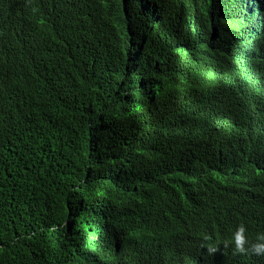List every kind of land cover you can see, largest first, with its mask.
<instances>
[{
	"label": "trees",
	"instance_id": "1",
	"mask_svg": "<svg viewBox=\"0 0 264 264\" xmlns=\"http://www.w3.org/2000/svg\"><path fill=\"white\" fill-rule=\"evenodd\" d=\"M104 2L16 63L63 57L58 93L0 88V264H264L179 251L264 224V0Z\"/></svg>",
	"mask_w": 264,
	"mask_h": 264
},
{
	"label": "clouds",
	"instance_id": "2",
	"mask_svg": "<svg viewBox=\"0 0 264 264\" xmlns=\"http://www.w3.org/2000/svg\"><path fill=\"white\" fill-rule=\"evenodd\" d=\"M11 16L0 12V88L23 90L36 96H52L54 84L63 79L67 68L63 57L50 59L36 81L18 78L15 65L29 56L46 53L56 43L66 49L70 38L58 30L60 23L87 20L104 7V0H3ZM68 53V52H67ZM228 231V237L223 238ZM193 239L179 251L188 259L196 252H209L227 261V252L238 256L264 255V224L248 229L244 223L222 219L216 213L194 219ZM197 258V256H196ZM196 260V259H195ZM199 264V259L197 261Z\"/></svg>",
	"mask_w": 264,
	"mask_h": 264
}]
</instances>
